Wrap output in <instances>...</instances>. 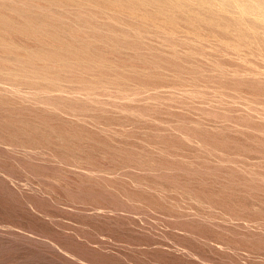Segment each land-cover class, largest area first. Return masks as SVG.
I'll use <instances>...</instances> for the list:
<instances>
[{"label": "rangeland", "instance_id": "374dc122", "mask_svg": "<svg viewBox=\"0 0 264 264\" xmlns=\"http://www.w3.org/2000/svg\"><path fill=\"white\" fill-rule=\"evenodd\" d=\"M263 15L0 0V264H264Z\"/></svg>", "mask_w": 264, "mask_h": 264}, {"label": "bare ground", "instance_id": "6f19581e", "mask_svg": "<svg viewBox=\"0 0 264 264\" xmlns=\"http://www.w3.org/2000/svg\"><path fill=\"white\" fill-rule=\"evenodd\" d=\"M257 8H258V7H257ZM241 11H242V10H241ZM250 11H251V10H250ZM252 11H253V9H252ZM242 13H244V12H242ZM250 13H252V12H250ZM258 14H259V13H258ZM256 15H257V14H256ZM256 15H255V16H256ZM257 17H258V16H257ZM263 17H264V15H263ZM258 20H259V19H258ZM263 26H264V25H263Z\"/></svg>", "mask_w": 264, "mask_h": 264}]
</instances>
